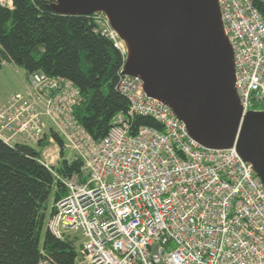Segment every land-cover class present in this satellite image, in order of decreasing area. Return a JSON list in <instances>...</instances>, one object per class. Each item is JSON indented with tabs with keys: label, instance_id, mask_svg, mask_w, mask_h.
Returning a JSON list of instances; mask_svg holds the SVG:
<instances>
[{
	"label": "built area",
	"instance_id": "built-area-1",
	"mask_svg": "<svg viewBox=\"0 0 264 264\" xmlns=\"http://www.w3.org/2000/svg\"><path fill=\"white\" fill-rule=\"evenodd\" d=\"M219 7L243 117L261 112L264 17L253 0H219ZM1 9L13 10L14 0H0ZM94 16L126 56L108 16ZM124 69L118 88L129 111L101 142L76 119L84 98L66 79L34 73L30 89L0 110L5 144L37 145L54 131L70 150L66 160L83 162V175L62 180L69 195L53 207L48 229L58 239L79 233L87 264H264V185L254 167L236 146L199 145L173 109L149 97L144 81ZM136 117L153 118L163 129L142 127L133 135Z\"/></svg>",
	"mask_w": 264,
	"mask_h": 264
},
{
	"label": "trees",
	"instance_id": "trees-1",
	"mask_svg": "<svg viewBox=\"0 0 264 264\" xmlns=\"http://www.w3.org/2000/svg\"><path fill=\"white\" fill-rule=\"evenodd\" d=\"M253 2L264 17V1ZM53 3L14 0L13 10H0V69L10 63L28 77L42 72L71 81L84 98L75 117L94 141L101 142L115 118L129 111L130 102L118 88L126 56L103 35L94 15L63 16ZM142 127L163 129L150 117L131 121L133 135ZM50 138L60 148L56 167L43 160ZM37 146L12 147L0 140V264H39L44 258L77 264L79 238L58 239L47 224L55 204L69 195L62 180L83 175V162L66 160V142L54 131Z\"/></svg>",
	"mask_w": 264,
	"mask_h": 264
},
{
	"label": "water",
	"instance_id": "water-1",
	"mask_svg": "<svg viewBox=\"0 0 264 264\" xmlns=\"http://www.w3.org/2000/svg\"><path fill=\"white\" fill-rule=\"evenodd\" d=\"M63 16L104 12L128 45L125 75L145 83L202 147L236 146L264 185V112L243 117L219 0H54Z\"/></svg>",
	"mask_w": 264,
	"mask_h": 264
},
{
	"label": "rangeland",
	"instance_id": "rangeland-1",
	"mask_svg": "<svg viewBox=\"0 0 264 264\" xmlns=\"http://www.w3.org/2000/svg\"><path fill=\"white\" fill-rule=\"evenodd\" d=\"M119 38H120V36H119ZM120 41H121V44L123 46V48H121V49L127 53V50H128L127 46L125 45V43L123 42V40L121 38H120ZM127 57H128V53H127ZM26 80H27V74L23 69L17 67L14 64H10V63L4 64L3 68L0 69V110L3 107H5L7 104H9V102L11 101L13 96H15L17 93H22L21 92L22 87L26 83ZM28 88L30 89L29 83H28ZM45 122L48 125H50V123L47 122V120H45ZM57 151H58V154H55V157L59 156L60 161H61L59 147H57ZM66 153L69 154L70 150L69 149L66 150ZM44 161L46 164L50 165V162L52 161V159L51 160H44ZM52 203H53V199L49 202V207H51ZM70 237L72 239L73 238H79V242L76 245L78 253H79V259L77 261V264H87L86 261L84 260L83 256L81 255L82 254V244L84 242V239L82 238V236L79 233H75V232L70 233Z\"/></svg>",
	"mask_w": 264,
	"mask_h": 264
},
{
	"label": "crops",
	"instance_id": "crops-1",
	"mask_svg": "<svg viewBox=\"0 0 264 264\" xmlns=\"http://www.w3.org/2000/svg\"><path fill=\"white\" fill-rule=\"evenodd\" d=\"M28 90H29V88H28V76H27L26 83L23 85L21 92H24L25 93ZM19 141L20 142H23V139L22 138H19ZM31 146L33 148H38V146L36 144H32ZM57 147H58L57 144H55L54 142H52L51 143V146L48 147L46 150L43 151V160H51L52 159V161L50 162V165L53 166V167L58 166V164L60 162L59 156H56L55 157V154H58Z\"/></svg>",
	"mask_w": 264,
	"mask_h": 264
},
{
	"label": "bare ground",
	"instance_id": "bare-ground-1",
	"mask_svg": "<svg viewBox=\"0 0 264 264\" xmlns=\"http://www.w3.org/2000/svg\"><path fill=\"white\" fill-rule=\"evenodd\" d=\"M123 42H124V41H123ZM124 43H125L126 46H128V45L126 44V42H124ZM127 48H128V47H127ZM128 50H129V49H128Z\"/></svg>",
	"mask_w": 264,
	"mask_h": 264
}]
</instances>
